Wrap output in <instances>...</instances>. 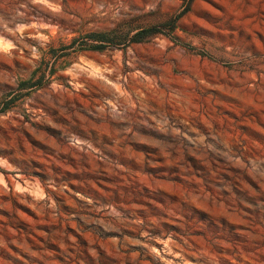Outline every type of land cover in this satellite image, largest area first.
Segmentation results:
<instances>
[{
    "label": "rangeland",
    "instance_id": "1",
    "mask_svg": "<svg viewBox=\"0 0 264 264\" xmlns=\"http://www.w3.org/2000/svg\"><path fill=\"white\" fill-rule=\"evenodd\" d=\"M0 264H264V0H0Z\"/></svg>",
    "mask_w": 264,
    "mask_h": 264
}]
</instances>
